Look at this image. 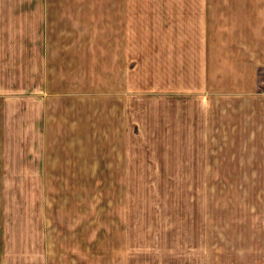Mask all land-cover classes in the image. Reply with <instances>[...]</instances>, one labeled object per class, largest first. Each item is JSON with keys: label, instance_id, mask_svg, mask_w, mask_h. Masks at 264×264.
I'll list each match as a JSON object with an SVG mask.
<instances>
[{"label": "crops", "instance_id": "0c3cea01", "mask_svg": "<svg viewBox=\"0 0 264 264\" xmlns=\"http://www.w3.org/2000/svg\"><path fill=\"white\" fill-rule=\"evenodd\" d=\"M263 10V0H0V264L27 254L11 230L13 193L23 206L31 193L37 210L33 264H88L87 179L105 176L104 163L134 176L137 115L145 131L182 130L187 116L209 175L216 95L237 99L244 116L250 100L264 109ZM263 236L251 235L246 264H264ZM108 237L115 246L91 249L116 264H217L209 234H191L186 256L131 260L128 235Z\"/></svg>", "mask_w": 264, "mask_h": 264}, {"label": "rangeland", "instance_id": "374dc122", "mask_svg": "<svg viewBox=\"0 0 264 264\" xmlns=\"http://www.w3.org/2000/svg\"><path fill=\"white\" fill-rule=\"evenodd\" d=\"M243 1L250 6L260 3ZM257 21L264 25V10L262 17L258 12ZM260 29L258 33H263L264 26ZM216 43L220 44L218 40ZM262 85L264 88V82ZM217 91L223 93L222 86ZM224 97L216 95L215 99V140L208 145L209 175L206 165L199 161L204 153L207 155L206 145H200L205 139L197 136L198 129H189L187 116L182 130L145 131L144 116L137 115L136 160L131 163L134 176L114 177L111 163H104L105 176L87 179V207L81 218L83 231L89 237L88 264L117 263L112 260L111 251L94 253L91 249L93 244L99 248L115 246V242L105 240L110 239L108 235H128L131 260L143 256L176 257V252L184 256V252L190 251L191 234L200 233L215 239L217 264H246L250 256L246 248L253 244L248 242L251 235H264V162H258V158L264 157V145H256L259 131L255 124V110L264 123V109L250 100L245 106L248 114L244 116L233 110L237 99ZM167 118L171 124L176 115L169 114ZM211 147L217 151L211 152ZM123 187L128 188L125 196L121 192ZM30 194L23 195L24 206L16 203L15 193L10 195L11 230L27 250L26 256L13 264H33L35 259L32 250L41 226L35 216L37 210H32ZM58 214L62 216L63 211L58 210ZM66 227L69 228V220ZM96 236L105 241L93 242ZM168 245L175 247L167 250ZM152 250L156 251L151 253Z\"/></svg>", "mask_w": 264, "mask_h": 264}]
</instances>
